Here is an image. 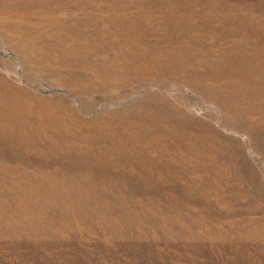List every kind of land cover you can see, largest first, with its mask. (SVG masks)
I'll use <instances>...</instances> for the list:
<instances>
[{"label": "rangeland", "instance_id": "obj_1", "mask_svg": "<svg viewBox=\"0 0 264 264\" xmlns=\"http://www.w3.org/2000/svg\"><path fill=\"white\" fill-rule=\"evenodd\" d=\"M0 264H264V0H0Z\"/></svg>", "mask_w": 264, "mask_h": 264}]
</instances>
